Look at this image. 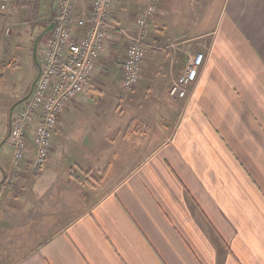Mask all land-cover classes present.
Segmentation results:
<instances>
[{
  "label": "crops",
  "instance_id": "crops-1",
  "mask_svg": "<svg viewBox=\"0 0 264 264\" xmlns=\"http://www.w3.org/2000/svg\"><path fill=\"white\" fill-rule=\"evenodd\" d=\"M56 2L36 21L51 17ZM149 4L154 54L144 58L139 83L124 89L134 129L125 127L126 144L102 170L107 184L57 226H42L40 242L14 264H264V0ZM127 10L115 0L112 16L134 33L138 15ZM127 44L109 31L98 61L116 64L119 84ZM199 52L189 94L171 97V83ZM102 81L90 77V91L62 111L60 145L64 122L89 107L93 82ZM3 166L0 159L7 172Z\"/></svg>",
  "mask_w": 264,
  "mask_h": 264
},
{
  "label": "rangeland",
  "instance_id": "rangeland-1",
  "mask_svg": "<svg viewBox=\"0 0 264 264\" xmlns=\"http://www.w3.org/2000/svg\"><path fill=\"white\" fill-rule=\"evenodd\" d=\"M117 1L126 4L132 18L143 13L141 8L151 5H146L151 0ZM50 2L12 0L8 12L0 13V67L4 76L0 80V159L8 169L6 173L0 169V264H14L40 242L44 236L42 226L45 229L57 226L88 203L96 194L97 185L102 181V185L107 184L102 170L122 144H126L122 141L125 127L134 129L130 92L126 94L120 86L116 64L104 66L109 62L104 56L90 76L103 81L93 82L94 95L84 101L89 107H84L71 121L67 119L69 123L64 122L61 145L55 133L51 142L53 150L41 174L34 177L35 168L27 162L14 163L12 148L4 139L9 132L8 111L27 93L36 75L31 42L40 28L34 23H37L36 16L53 10ZM117 54L121 55V50ZM153 54L146 51L145 57ZM37 61L40 64L41 42L37 47ZM108 74L114 75V80L103 77ZM22 104L15 106L12 115ZM128 146L132 149L133 145Z\"/></svg>",
  "mask_w": 264,
  "mask_h": 264
},
{
  "label": "built area",
  "instance_id": "built-area-1",
  "mask_svg": "<svg viewBox=\"0 0 264 264\" xmlns=\"http://www.w3.org/2000/svg\"><path fill=\"white\" fill-rule=\"evenodd\" d=\"M115 0H57L54 23L41 41L40 75L30 97L12 115L8 141L15 164L26 159L32 168L44 167L50 157L52 139L66 106L85 90L105 47L107 33L123 35L128 44L122 62L121 87L130 90L139 83L147 51L148 20L153 5L135 18L134 33L122 28L112 16ZM11 0H0V13H7ZM204 53L190 55L186 71L169 89L171 97L183 99L196 82Z\"/></svg>",
  "mask_w": 264,
  "mask_h": 264
},
{
  "label": "water",
  "instance_id": "water-1",
  "mask_svg": "<svg viewBox=\"0 0 264 264\" xmlns=\"http://www.w3.org/2000/svg\"><path fill=\"white\" fill-rule=\"evenodd\" d=\"M54 27V23L53 22H50L34 39L33 41V45H32V60L34 62V64L36 65L37 67V72H36V75L33 79V81L31 82V85H30V88H29V91L27 92V94L21 98L19 101H17L16 103H14L10 108H9V111H8V121L10 123V119H11V115H12V111H13V108L20 104L21 102L25 101L30 95H31V92L39 78V75H40V65L37 61V47H38V44H39V41L40 39L45 36L46 34H48ZM3 142V141H2ZM1 145V144H0Z\"/></svg>",
  "mask_w": 264,
  "mask_h": 264
},
{
  "label": "trees",
  "instance_id": "trees-1",
  "mask_svg": "<svg viewBox=\"0 0 264 264\" xmlns=\"http://www.w3.org/2000/svg\"><path fill=\"white\" fill-rule=\"evenodd\" d=\"M30 1V0H29ZM36 19H37V16H36ZM35 19V20H36ZM43 27H44V25H43ZM43 27H39V28H41L39 31H37V33L34 35V38L32 39V44H33V41H34V39H35V37L42 31V29H43ZM32 49V48H31ZM3 68L2 67H0V80H3ZM28 92V91H27ZM41 174V167H37V168H35L34 170H33V175H34V177H38L39 175Z\"/></svg>",
  "mask_w": 264,
  "mask_h": 264
},
{
  "label": "flooded vegetation",
  "instance_id": "flooded-vegetation-1",
  "mask_svg": "<svg viewBox=\"0 0 264 264\" xmlns=\"http://www.w3.org/2000/svg\"><path fill=\"white\" fill-rule=\"evenodd\" d=\"M24 96H25V95H24ZM24 96H23V97H24ZM23 97H22V98H23ZM11 106H12V105H11ZM14 108H15V107H14ZM14 108H13V110H14ZM4 139H7V136H6Z\"/></svg>",
  "mask_w": 264,
  "mask_h": 264
}]
</instances>
